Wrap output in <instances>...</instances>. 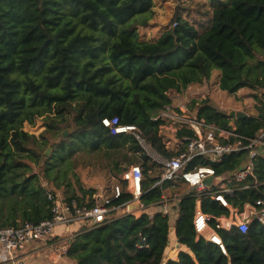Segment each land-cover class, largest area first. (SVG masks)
Wrapping results in <instances>:
<instances>
[{
    "label": "trees",
    "instance_id": "obj_1",
    "mask_svg": "<svg viewBox=\"0 0 264 264\" xmlns=\"http://www.w3.org/2000/svg\"><path fill=\"white\" fill-rule=\"evenodd\" d=\"M203 8L196 11L205 20L191 21L179 11L176 25L156 40H144L140 28L151 24L154 0H0V227L52 217L50 192L57 196L62 191L67 202L90 199L92 204L95 188L84 187L74 171V156L81 150L104 152L117 176L140 164L141 200L146 207L158 203L164 186L154 184L161 165L134 135L113 134L103 119L118 117L122 124L136 125L169 158L175 151L165 147L161 120L153 117L173 104L171 91L182 93L205 83L214 70L220 72V88L230 94L241 88L260 91L254 93V107L264 114V0H206ZM212 102L194 99L191 108L197 107L207 122L231 128L228 111ZM38 119L45 126L40 135L25 129ZM62 130L69 133L64 136ZM263 131L264 119L258 116L236 122L242 136L255 138ZM247 158L248 150L238 151L215 167L218 173L233 171ZM203 163L204 157L192 161ZM254 163L263 183L264 153ZM191 192L174 202L172 219L162 212L128 213L80 229L66 255L77 264H264L260 220L253 219L247 232L218 228L224 252L198 237L195 190ZM237 193L232 200L237 205L255 202L264 194V183ZM132 196L126 191L110 206ZM202 208L213 216L229 214L212 198H205ZM211 223L215 226L216 220ZM171 226L181 245L177 259L167 258Z\"/></svg>",
    "mask_w": 264,
    "mask_h": 264
},
{
    "label": "built area",
    "instance_id": "obj_2",
    "mask_svg": "<svg viewBox=\"0 0 264 264\" xmlns=\"http://www.w3.org/2000/svg\"><path fill=\"white\" fill-rule=\"evenodd\" d=\"M194 109L197 107H178L171 104L153 117L155 120H161L159 134L163 137L165 147L175 151L169 158L158 153L136 125L122 124L118 117L104 118L103 124L110 127L113 134L134 135L145 152L161 165V177L154 184L164 186L160 201L149 207L142 202L144 172L140 164H133L119 176H113L114 181L110 185L99 184L91 195L92 204L90 199L82 204L76 199L67 202L60 193L55 196L50 192L49 198L53 200L52 217L37 223L22 222L18 226L0 227V251L6 255L7 263L32 264L22 252L34 242L52 237L58 226L78 223L81 229H88L115 217L128 213L139 216L143 212H162L164 216H170L172 219V207L178 199L191 194L192 190H195L193 193L196 196L193 223L198 237L217 243L224 252L226 248L218 228L227 231L239 228L241 232H247L253 219H258L264 224V194L255 202L246 200L237 205L232 201L238 191L252 187L259 189L264 183L256 178L254 171L255 159L262 153V148L264 149V131L255 138H248L236 132V122L233 118L231 128H222L199 117L198 109ZM187 129L192 130L194 134H179L181 130ZM246 140H249V143H246ZM243 150H248V158L240 167L218 173L215 164L223 162L225 156ZM197 157H204L207 163L192 165V161ZM209 177H212V180L207 182ZM249 178L254 181L250 182ZM126 191L133 195L131 199L110 206L114 199L120 198ZM205 198L219 201L228 209L229 214L213 216L206 213L202 208ZM136 202L139 203L138 207L131 208ZM114 211L116 215H112ZM213 218L216 220L215 226L211 223ZM172 227L167 258H170L172 253L174 255L171 257H176L181 249L174 226ZM68 246L69 242L60 246L61 254H67Z\"/></svg>",
    "mask_w": 264,
    "mask_h": 264
},
{
    "label": "rangeland",
    "instance_id": "obj_3",
    "mask_svg": "<svg viewBox=\"0 0 264 264\" xmlns=\"http://www.w3.org/2000/svg\"><path fill=\"white\" fill-rule=\"evenodd\" d=\"M205 1L206 0H154L155 15L149 26L140 28L141 39L156 40L164 30L170 27L171 24L176 25L173 18L179 11L183 14V16L191 19V21L195 22L196 17L205 20L206 18L196 11L197 7L203 11L205 10L203 8V3H205ZM201 4L202 6H200ZM218 78V70H214L211 78L205 83L196 84L190 90L187 89L182 93L174 90L171 91L170 95L172 97L173 104L178 107L187 106L190 108L192 100H200L202 98L209 97L216 107L221 110L228 111L229 113L230 110H236L235 107L239 108L237 102H240V100L243 101L245 98H248V96L254 97V93H260V91L253 92V90H251L249 92V90H246L248 95L241 94L244 97H232L233 94H230L220 88ZM254 104L255 103L253 102L252 105ZM25 129L40 135V133L45 129V126L42 125L41 119H38L33 125L26 124ZM68 133L69 130H62L60 134L66 136ZM58 137V134L52 136L53 139H57ZM51 147V145H47L46 151H49L48 153H51ZM261 151L264 153L263 148ZM74 157V171L78 175V179L84 187L96 188L99 184L110 185V183L114 181L111 177L117 176L113 171H111L112 160L107 157L104 152L93 153L81 150L78 151ZM125 165L126 162L123 160L121 166L123 167ZM75 183L78 188L79 185L76 180ZM59 193L61 197H63L62 191ZM172 255L174 254H170V257Z\"/></svg>",
    "mask_w": 264,
    "mask_h": 264
},
{
    "label": "crops",
    "instance_id": "obj_4",
    "mask_svg": "<svg viewBox=\"0 0 264 264\" xmlns=\"http://www.w3.org/2000/svg\"><path fill=\"white\" fill-rule=\"evenodd\" d=\"M219 75L220 72L218 71ZM219 83V78H218ZM194 86V85H193ZM191 86L189 90L193 87ZM246 90L251 91L248 88H241L232 97H244L241 94L248 95ZM241 102V103H240ZM237 102L238 111H247L254 107L253 102L256 104L257 101L254 97L248 96L243 101ZM175 105V104H174ZM113 179V176L111 177ZM81 229V225L76 223L71 226H58L54 235L45 241H36L31 244L25 251L22 252L28 261L32 264H77V262L68 257L66 254H61L60 246L64 243H68L70 239ZM176 257H170L177 259ZM0 264H8L6 255L0 251Z\"/></svg>",
    "mask_w": 264,
    "mask_h": 264
},
{
    "label": "water",
    "instance_id": "obj_5",
    "mask_svg": "<svg viewBox=\"0 0 264 264\" xmlns=\"http://www.w3.org/2000/svg\"><path fill=\"white\" fill-rule=\"evenodd\" d=\"M250 114L255 115V116H258V117L264 119V114L263 113H260L259 110L256 107H253L250 110V112H247V111H238V110H230L229 111V115L233 118V120L235 122H237L238 119H241V118H244V117L249 116ZM47 152H49V151H47ZM211 180H212V177H209L207 179V182H210ZM138 205H139V203L136 202L133 205H131V208L138 207ZM172 229H173V227L171 226V230Z\"/></svg>",
    "mask_w": 264,
    "mask_h": 264
}]
</instances>
